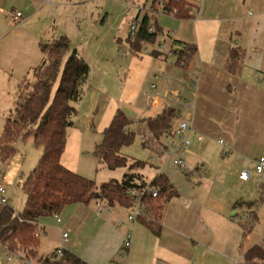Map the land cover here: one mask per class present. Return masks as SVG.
Returning a JSON list of instances; mask_svg holds the SVG:
<instances>
[{
	"label": "crops",
	"instance_id": "0c3cea01",
	"mask_svg": "<svg viewBox=\"0 0 264 264\" xmlns=\"http://www.w3.org/2000/svg\"><path fill=\"white\" fill-rule=\"evenodd\" d=\"M9 1L0 0L4 6L0 7L1 12L6 11V7L11 8L10 12L7 10L9 21H11L10 27L0 35V74L4 75L3 79L0 78V83L5 85L6 79L7 82L10 84L13 82L18 87L44 58V53L40 51L41 41L48 42L60 36L57 32L46 35L43 30L38 33L30 29L28 22L23 21L25 10H31L33 17L40 16L44 26L46 17L51 13L54 14L56 8L62 5L61 0H25V4L16 8L17 6H13L14 1L11 4ZM188 1L192 6L191 18L179 19L170 15L172 18L168 21L162 19L161 23L159 22L162 35L153 42L145 43L141 51L134 54L128 44L124 47H121V44L118 45L119 51H124L126 54L124 61L128 62L125 66L126 79L119 87L118 94L110 95L100 92L104 86L99 84L100 77L103 76L102 79L106 82L104 75L112 70L111 58H107L105 53L94 56L95 59L99 58L101 65H106V69L102 71V76L88 78L89 91L85 99L87 100L95 93L104 94L99 106L96 100L93 102V106H97V111L90 122L100 133V139L95 143L96 148L102 141L104 129L109 125L118 108L122 109L131 121L130 131L136 132L137 129L145 126L148 129L146 120L163 113L166 110L167 101L149 102L147 93L153 92L151 88L153 83H156L157 92H162L163 88L169 85L175 99L186 100L188 105L194 107H179L180 111L175 119H170L172 125L179 119H190L193 122L194 132L189 135L191 144L181 151L185 158V167H190L193 174L183 173L181 168L184 167L175 165L173 169H166V163L171 161L151 158V164L158 168L155 171L156 175L167 174L170 183L177 191V194L170 197L164 204L162 216L159 219L150 215L132 223L128 220V208L117 202L113 206L109 203L104 205L102 201L96 200L72 204L76 205L74 208L76 212L67 225L62 217L58 222L53 215L59 225L63 222V225L58 228L60 235L53 246L54 251L59 248L63 233H68L66 250L78 255L87 264H127L123 259L126 250L130 264H197L192 259L182 256L184 246L181 238L184 236L179 237L165 228L170 224L185 227L195 236L200 224L207 227L210 223L212 227H216V233L209 231L202 233V237L228 250L231 246L238 245L241 235L240 257L243 258L246 249H243V231L236 215L239 213L246 216L245 212L248 209L246 206L235 207V204L242 200H257L260 197L261 188L264 187V181L262 180L260 186L256 188L259 197L256 198L255 193L252 195L254 199H250L243 194L239 198L234 193L227 197L222 193L215 194V182L210 179L217 172H223L227 163L232 162L234 164L229 167H232L233 173H239V181L247 183L251 173L248 180L241 179V173L255 166L258 157L264 156V0ZM17 11L22 13L20 22L13 21L10 16L11 12ZM163 17L166 16L163 15ZM160 36L162 40L159 39ZM162 44L166 47L164 51L159 47ZM182 44L196 47L190 63L185 68L177 65ZM73 49L79 51L76 47ZM234 49L241 51L237 57H235L236 54L232 55ZM70 53L71 50L68 55ZM86 57L84 55V59ZM104 97L105 100L108 99V102L101 109ZM134 116H137L138 125L132 123ZM172 133L173 131L164 133L159 139L151 135L153 138L151 142L144 140L143 134L138 133L139 135L136 134V136L140 137L143 148L149 149L151 146L164 157L165 149H170L167 144L170 142L175 144L176 136ZM83 135L82 125H74L73 122L69 130L66 150L62 155L63 164L72 171H77L75 167ZM168 135L172 138L170 142V138H166ZM220 140L224 143L222 144ZM257 145L261 146L262 151L257 152L253 159L245 160L244 163L231 160V157L228 160L226 157L230 151L249 156ZM125 149L126 147L123 148L124 154ZM193 153L195 156L192 155ZM173 155V159L178 157L177 154ZM135 160L146 163L145 160ZM140 168L142 166L129 168L127 173L136 174L135 180L139 178L147 182V177L140 172ZM186 174L191 175L189 178L199 174L202 180L207 181L204 185L201 180L195 188L192 187L191 193L188 192L192 195L189 196L192 202L187 198L188 193H182L183 191L179 189L180 180L183 176L186 177ZM186 189L188 187L184 186L183 190ZM205 196L208 198H204ZM175 198L181 200L183 198V202L187 204L185 208L183 204L181 206L175 203ZM212 199H215V203L210 206L208 203ZM100 205L107 209L100 211ZM256 211L258 214L256 224L263 226L264 229V200L258 204ZM97 212L98 216L95 214ZM91 216L99 218V227L94 230L95 233L85 244V248H81L79 245L81 232L78 231L75 240L71 236L74 223L78 220L80 229L84 225L83 219H89ZM49 224L52 222L49 221L48 226L45 227L39 220L40 236L42 232H47L49 235L50 229L56 228ZM131 232L133 233L132 246L126 248L123 245L124 238ZM188 236L184 238L189 239ZM189 240L193 242L192 239ZM225 256L231 261L230 264H241L240 258L234 257L237 255Z\"/></svg>",
	"mask_w": 264,
	"mask_h": 264
},
{
	"label": "trees",
	"instance_id": "16d2710c",
	"mask_svg": "<svg viewBox=\"0 0 264 264\" xmlns=\"http://www.w3.org/2000/svg\"><path fill=\"white\" fill-rule=\"evenodd\" d=\"M152 2L151 9L143 18L136 19L140 21V25L127 38L128 47L134 54L142 50L143 44L155 41L163 33L154 12L160 9L179 19L191 18L192 6L188 0ZM150 27L152 31H149ZM184 46L177 61V65L182 68L188 66L196 49L188 44ZM40 51L44 53V58L32 70L33 80L29 82L23 80L18 85L17 101L5 119L0 133V156L7 158L14 154L15 141L29 135L33 136L36 146L42 149V154L38 164L22 185L26 196L25 208L16 211L9 203L0 205V245L10 252L24 251L26 255L24 257L34 259L39 264H87L69 250H65L62 257L57 255L56 251L39 255L40 236H36V233L40 228L38 226L40 218L60 214L68 205L89 203L91 200H107L112 206L117 202L129 208L131 201L127 197V190L133 185L132 182L137 175L126 173L120 182L110 180L97 185L93 179H88L63 164L62 155L66 150L69 130L73 126L72 116L76 111L72 103L83 98L91 67L78 50L73 49L68 55L70 39L64 34L48 42L41 41ZM240 53L239 49L232 50V55L236 54L235 57ZM65 56L68 57L64 61ZM62 62H65L63 69ZM60 73V81L54 91ZM169 116L170 111L167 109L155 118L146 120L152 137L159 139L164 133L173 131ZM130 125L128 116L118 108L104 129L102 141L93 151L98 161L111 170L126 166L129 162L123 148L132 146L136 140V132L129 130ZM135 166H144V163L135 160L130 169ZM151 184L158 189V195L154 198L149 194L144 198V215L139 219L150 215L159 219L166 201L177 194L167 174H157ZM262 200L264 187L261 188L257 200H242L235 204V207L246 206L248 210L245 213L249 212L251 216V219L246 221L242 219L244 214L236 215L242 227L243 243L255 228L258 221L256 208ZM243 257L246 264H264V243L246 249Z\"/></svg>",
	"mask_w": 264,
	"mask_h": 264
},
{
	"label": "rangeland",
	"instance_id": "374dc122",
	"mask_svg": "<svg viewBox=\"0 0 264 264\" xmlns=\"http://www.w3.org/2000/svg\"><path fill=\"white\" fill-rule=\"evenodd\" d=\"M14 1L13 6L19 7V5L25 4V0H10L9 4ZM25 1V2H24ZM153 0H61V7H57L56 12L54 14H49L46 17V24L43 26L40 20V16L33 17L31 15V10H25L23 17L24 23L28 22V27L30 29H34L36 32H43L48 34L59 33L64 34L70 39V50L73 51V48L76 47L79 49L81 55L84 58V55L87 56L85 61L90 64L91 70L89 77L96 78L98 75L102 76V71H105L106 65L99 63V58L95 59L94 56L106 54V57H110V64L112 65L110 72L104 75L106 82L100 77V85H104L100 90L101 93L105 92L110 95L118 94L119 87L125 82V66L128 62L124 61L126 57L125 52H120L118 45L121 44V47L126 46L127 38L130 36L129 27L132 22L136 19L143 18V15L151 9V5ZM54 2V1H51ZM8 4V5H9ZM49 6V5H48ZM47 6V7H48ZM0 7L3 6V2H0ZM6 7V6H5ZM50 7V6H49ZM53 7V6H52ZM8 12H10L11 8L6 7ZM0 11V35L4 33V31L8 30L10 27L11 21H9L8 12ZM51 12V10L49 9ZM158 25H160L161 20L164 19L168 21V19L172 18L165 11L160 10L154 14ZM159 15V16H158ZM166 16V17H163ZM172 15V14H171ZM169 17V18H168ZM167 18V19H166ZM44 21V18H42ZM160 22V23H159ZM57 36V34H56ZM159 39L162 40L161 36ZM52 40V39H51ZM10 41V39H9ZM144 46V44H143ZM78 51V52H79ZM120 54V55H119ZM122 56V57H121ZM68 56H65V59ZM87 59V60H86ZM90 59V60H89ZM90 61V62H89ZM65 62H62V69L64 68ZM102 66V68H101ZM117 71V72H115ZM60 75L57 77V82L55 84V89H57L58 83L60 81ZM33 71L26 77L28 82L29 80H33ZM0 78H4L3 74H0ZM5 85L0 83V132L3 130V125L5 123L6 117L9 115V111L14 108L15 101L17 100L16 92L17 85L10 84L7 80H4ZM108 87V89L106 88ZM89 91L88 85L84 88L83 98L79 102H73L72 105L75 107V112L72 116V121L74 125H82L84 135L81 147L79 149V157L78 162L76 163L75 170H77L81 175L88 179H93L97 185L100 183H104L105 181L122 180L123 176L127 173L129 168H131V164L133 160L140 159L145 160L144 166L140 168V172L147 177V182H151L156 176L155 171L158 168L152 165L150 162L151 158L155 160L164 159L162 154L160 155L155 149L151 146L149 149L143 148L141 144L140 137L136 136V140L132 146L126 147L125 154L129 155V162L126 166L111 170L106 166L102 165L96 156L93 154L95 143L100 139V133L97 132L96 128L91 125V120L93 115L96 113L97 106L100 105L101 99L104 94L98 93L96 96L92 94V97H89L87 100L85 97ZM106 97V96H105ZM103 101V106L108 102V99ZM96 100L97 106H93V102ZM94 108V109H93ZM137 116L132 117V123L137 124L138 121ZM143 122V120H141ZM138 125V124H137ZM142 129V130H141ZM143 134L144 140L151 142L152 137L150 131H148L147 126L140 127L137 129L136 134ZM139 135V134H138ZM175 144L178 145L180 140L175 138ZM16 151L14 154L10 155L7 158H1L0 156V183L6 185L7 188V196L9 198V204L17 211H22L26 206V196L25 191L22 187L23 182L29 177L31 171L34 170L36 165L40 160V156L42 154V149L36 146L33 141V136L29 135L27 138L20 137L15 141ZM167 144V143H166ZM171 150L175 148L171 142L167 144ZM249 156L245 154H239L237 152L229 153V157L226 155L227 159H234L237 162L244 163L245 160L253 159L256 153L261 150V146L254 148ZM159 154V156H158ZM195 156V154H192ZM135 158V159H133ZM164 163V161H162ZM232 162L227 163L226 169L221 173H216L210 180L215 182V190L216 193H222L224 196L230 195L234 193L238 196V198L243 194L250 199H254L252 195L256 198L259 197V192H256L257 186H260L262 183L261 176L256 172V166H252L247 170L251 173V178L249 182H240L239 181V173H233V169L231 166ZM166 169H173V159L171 163H166ZM177 168V167H176ZM178 170L183 169V173L190 172V167L187 166L184 168H177ZM193 174V173H191ZM190 174L186 177L183 176L181 178V182L179 183V189L182 193H188L191 191L192 187H196L199 182L202 180L201 175ZM264 181V180H263ZM204 185L207 181H201ZM188 187L185 191L183 187ZM207 186V185H206ZM191 193V192H190ZM189 199L192 202V198L189 196ZM183 195V194H181ZM184 197V196H183ZM204 198H208L205 196ZM255 198V199H256ZM179 198H175L174 202L181 205L183 207L187 205L186 202H183ZM102 203L106 205L108 201L103 200ZM215 203V199L209 201V205L212 206ZM1 205V204H0ZM76 205H68L66 206L60 213V217L63 218L66 225L70 222L72 215L75 211ZM98 216V212L95 213ZM95 215V216H96ZM242 215V214H241ZM91 216L89 219H83L84 225L79 229L80 222L76 220L74 223L73 232L71 234L72 239L75 240L76 236L79 232H81V237L79 239V245L81 248H85V244L93 237L95 233V229L99 227V218ZM157 218V217H156ZM243 220L249 221L251 219L250 213L248 212L246 217H242ZM51 221L52 224H49L56 228L50 229V234L47 232H42L40 236V254L47 255L54 251V245L56 244V240L60 235L58 232V228L63 225V222L59 225L55 218L52 215H46L40 218V223L45 227L48 226V222ZM167 225V223H166ZM256 228L252 231V233L248 236V238L244 241L243 249H248L250 246L257 245L259 243H264V229L263 226H259L256 224ZM169 226V227H167ZM165 229H170L174 233H176L179 237L188 236L189 239H192L193 242L189 239L181 238V243H183V251L182 256L186 259H192L197 264H230V260L225 256L229 254H234L240 258L241 264H246L244 257H240L241 248H240V240L238 245L234 247L231 246L228 250L220 244L216 242H211L207 238L204 239L202 237V233H208L209 231L216 233V227H212L210 223H208L207 227H203L202 224L198 227L199 235L193 236L189 233V230L185 227L172 226L167 225ZM79 229V230H78ZM79 231V232H78ZM189 233V234H187ZM2 248V249H1ZM2 245H0V264H23V255H25L24 251L21 252H10L6 250ZM198 250V251H197ZM235 252V253H230ZM8 254H11L12 260H8ZM128 251L126 250L124 253L123 259L130 264L128 260ZM26 256V255H25ZM233 256V255H232Z\"/></svg>",
	"mask_w": 264,
	"mask_h": 264
},
{
	"label": "built area",
	"instance_id": "2783aa9c",
	"mask_svg": "<svg viewBox=\"0 0 264 264\" xmlns=\"http://www.w3.org/2000/svg\"><path fill=\"white\" fill-rule=\"evenodd\" d=\"M10 16L13 21L15 22H20L22 18V13L17 11V12H11ZM140 25L139 20H135L132 22L131 26L129 27V33H134L138 26ZM149 31H152V28H149ZM159 47H161V50H165V45L162 44ZM184 44L181 45V48H184ZM151 88L153 89L152 93H147L149 96V102H157L159 100H166L167 104L165 105L166 110L168 109L170 111V116L169 119L174 120L176 115L179 113L180 108L179 107H193L188 105L186 100H181V99H175L174 98V92L170 89L169 85L165 88H163L162 92H157L156 91V83H153L151 85ZM194 108V107H193ZM194 132V125L193 122L190 121V119H179V121H175L173 124V134L180 140V143L178 145L172 143L175 145L174 150L171 149H165V159L167 161H172L173 159V154H177L178 157L173 159V165L177 167H185L186 162L185 158L183 156V153L181 151L185 150L190 144H191V138L189 137L190 133ZM171 135H168L166 137L167 139L170 138L169 142L171 141ZM220 142L223 144L224 141L220 140ZM182 155H181V153ZM154 161V159H152ZM256 166V171L257 173L261 176V178L264 180V156H260L256 159L255 162ZM250 177V172L248 170H244L240 178L244 180H248ZM133 185H131L128 190H127V197L131 201V206L127 209L128 210V220L132 223H136L139 219L140 216L144 215V198L151 194L152 197H156L158 195V189L153 187L152 184L136 178L135 181L132 182ZM0 204H8V196H7V188L6 185L3 183H0ZM107 207L101 206L100 205V211L106 210ZM54 217H56L57 221H61V217H59V214H55ZM246 217V216H244ZM39 226V224H38ZM36 236H40V232L37 231ZM69 234L68 233H63L62 235V241L59 246V248L56 250L57 255L62 257L64 254L65 250L67 249L66 247V242L68 241ZM132 239H133V233H128L125 238L123 245L126 248H130L132 245ZM8 260H12L11 254H8ZM23 264H39L37 263L36 260L30 259V258H23ZM194 264V263H191Z\"/></svg>",
	"mask_w": 264,
	"mask_h": 264
}]
</instances>
